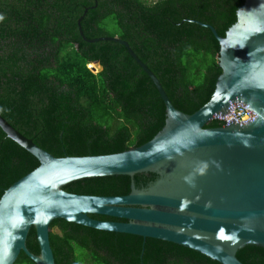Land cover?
Here are the masks:
<instances>
[{
	"label": "trees",
	"instance_id": "1",
	"mask_svg": "<svg viewBox=\"0 0 264 264\" xmlns=\"http://www.w3.org/2000/svg\"><path fill=\"white\" fill-rule=\"evenodd\" d=\"M244 0H0V115L54 156L120 152L150 140L165 124L154 83L115 41L118 36L160 80L173 105L193 113L211 97L221 68L219 35L236 21ZM98 62L93 72L89 64ZM224 125L212 119L206 127ZM39 165L0 127V198ZM152 172L93 176L63 189L123 195L155 180ZM98 219L123 220L99 214ZM55 264H222L192 248L152 237L95 229L54 219ZM39 253L34 227L26 239ZM244 264H264V247L237 251ZM14 264H36L23 251Z\"/></svg>",
	"mask_w": 264,
	"mask_h": 264
},
{
	"label": "water",
	"instance_id": "2",
	"mask_svg": "<svg viewBox=\"0 0 264 264\" xmlns=\"http://www.w3.org/2000/svg\"><path fill=\"white\" fill-rule=\"evenodd\" d=\"M236 21L219 35L221 73L210 99L193 113L176 108L160 80L118 36L154 83L165 105L164 126L145 143L114 153L57 157L14 128L2 115L5 134L34 155L39 165L13 182L0 198V264L23 251L36 264H55L50 224L65 219L95 229L171 241L222 264H244L237 251L264 247V0H244ZM97 63L98 62H93ZM94 72V69H91ZM241 103L255 114L245 122L206 127ZM152 172L156 179L123 195L72 193L63 185L82 178ZM90 214L124 219H98ZM34 227L39 253L26 239Z\"/></svg>",
	"mask_w": 264,
	"mask_h": 264
},
{
	"label": "built area",
	"instance_id": "3",
	"mask_svg": "<svg viewBox=\"0 0 264 264\" xmlns=\"http://www.w3.org/2000/svg\"><path fill=\"white\" fill-rule=\"evenodd\" d=\"M255 114L244 107L243 104L237 103L234 104L228 113L226 118H220V117H214L213 119L222 121L224 125L227 124V121H229L231 118H234L236 121L239 122H245L250 118H254Z\"/></svg>",
	"mask_w": 264,
	"mask_h": 264
},
{
	"label": "rangeland",
	"instance_id": "4",
	"mask_svg": "<svg viewBox=\"0 0 264 264\" xmlns=\"http://www.w3.org/2000/svg\"><path fill=\"white\" fill-rule=\"evenodd\" d=\"M89 67L91 69H94V72H98V71L101 70V66L99 64H97V63H91V64H89ZM51 230H53V232H57L58 231L57 228H53Z\"/></svg>",
	"mask_w": 264,
	"mask_h": 264
}]
</instances>
